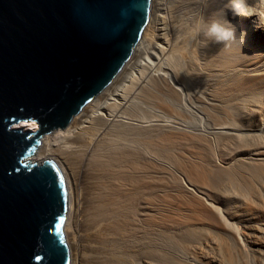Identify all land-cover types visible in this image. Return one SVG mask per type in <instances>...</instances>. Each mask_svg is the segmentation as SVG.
Wrapping results in <instances>:
<instances>
[{
    "label": "bare ground",
    "instance_id": "obj_1",
    "mask_svg": "<svg viewBox=\"0 0 264 264\" xmlns=\"http://www.w3.org/2000/svg\"><path fill=\"white\" fill-rule=\"evenodd\" d=\"M227 3L151 0L118 76L42 138L31 160L63 176L70 264H264V27Z\"/></svg>",
    "mask_w": 264,
    "mask_h": 264
},
{
    "label": "water",
    "instance_id": "obj_2",
    "mask_svg": "<svg viewBox=\"0 0 264 264\" xmlns=\"http://www.w3.org/2000/svg\"><path fill=\"white\" fill-rule=\"evenodd\" d=\"M150 4L0 0V264H70L63 176L31 158L118 76Z\"/></svg>",
    "mask_w": 264,
    "mask_h": 264
},
{
    "label": "clouds",
    "instance_id": "obj_3",
    "mask_svg": "<svg viewBox=\"0 0 264 264\" xmlns=\"http://www.w3.org/2000/svg\"><path fill=\"white\" fill-rule=\"evenodd\" d=\"M201 3L202 7H206L208 0H201ZM225 7L231 11L233 16H255V26L257 28L264 27V10L249 6L247 0H228ZM201 22L207 24L208 36L213 37L218 42H238L241 49L245 33L241 32L237 37L235 26L229 24L226 20H223V23H220L217 20L205 22L202 17Z\"/></svg>",
    "mask_w": 264,
    "mask_h": 264
}]
</instances>
